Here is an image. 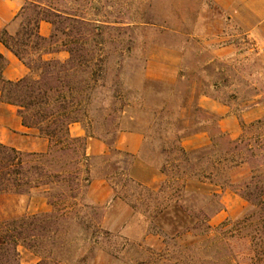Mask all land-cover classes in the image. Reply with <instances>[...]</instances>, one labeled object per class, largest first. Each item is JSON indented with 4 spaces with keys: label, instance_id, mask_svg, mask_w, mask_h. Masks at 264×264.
Returning a JSON list of instances; mask_svg holds the SVG:
<instances>
[{
    "label": "rangeland",
    "instance_id": "rangeland-1",
    "mask_svg": "<svg viewBox=\"0 0 264 264\" xmlns=\"http://www.w3.org/2000/svg\"><path fill=\"white\" fill-rule=\"evenodd\" d=\"M69 3H64L69 11L79 8L86 18L102 27L100 41L106 43L100 48L108 57L106 87L96 102L99 116L96 139L109 144L110 151L91 160L92 176L108 174L116 198L129 207L131 214L124 223L113 220L112 228L107 229L103 226L105 208L91 204L87 193L84 195L82 191V201L77 206L73 201L65 203L70 208L67 213L60 206L52 207L51 212L59 217L62 227L54 225L47 242H65L61 253L68 264H79L83 257H87L83 264L148 262L165 249L164 243L160 250L149 247L146 242H154L151 237L165 242L162 233H167V242L185 246L198 240L195 233L175 237L177 225L173 216L155 215L156 204L174 194L191 176L193 156L192 163L184 161L180 149L187 152L202 149L187 150L183 141L208 131L211 143L207 147L212 146L210 151L215 155L224 150L228 140L241 136L246 137L245 143H255L257 131L248 127L255 121H250L247 115L258 103L264 107V62L244 31L210 0H70ZM21 22L22 19L12 34L20 29ZM227 45L239 48L242 54L229 61L215 58L213 51ZM204 96L229 106L239 117V137L220 136L219 117L202 107ZM129 131L144 136V147L135 158L117 155L112 147L122 132ZM248 174L249 167L245 166L232 176L238 181ZM153 177L155 183L148 184ZM189 185L187 190L191 194L196 183ZM209 188L213 189L206 187L198 192L208 194ZM234 194L245 201L231 188L221 191L223 211L211 217L213 227L226 220H237L247 212L249 204L239 214H228L229 208L235 212L241 205ZM189 197H184L188 200L184 204L192 212L194 203ZM99 226L109 235L95 234ZM19 250L22 263L40 261L33 251L22 246Z\"/></svg>",
    "mask_w": 264,
    "mask_h": 264
},
{
    "label": "trees",
    "instance_id": "trees-1",
    "mask_svg": "<svg viewBox=\"0 0 264 264\" xmlns=\"http://www.w3.org/2000/svg\"><path fill=\"white\" fill-rule=\"evenodd\" d=\"M21 19L15 34L7 29L0 32V42L30 73L19 81L5 79L7 60L0 53V102L16 106L23 125L48 139L49 149L26 153L0 143V194L39 193L51 207L60 206L67 213L70 208L65 203L73 201L77 206L82 191L86 195L93 179L104 177L112 183L108 174L92 176L93 158L87 156L88 139L98 138L96 102L106 87L108 62L100 46L106 42L100 41L102 27L97 21L86 18L79 8L69 11L55 0H32L19 15ZM42 21L53 26L48 38L40 34ZM59 52H67L69 58L45 59ZM76 123L83 125L85 137L71 134V126ZM248 127L257 131L254 144L245 143L246 137L241 136L228 140L218 155L210 151L212 146L195 152L180 149L184 161L191 162L193 156L191 176L174 194L156 204L155 215L173 216L175 237L195 233L198 240L186 246L178 242L172 245L167 242V233L161 232L166 239L165 249L157 258L137 264H264V120ZM113 151L135 158L114 147ZM245 166L249 174L235 181L233 172ZM190 182L196 183L191 194L187 190ZM206 187L213 189L209 188L208 194L198 192ZM227 188L249 204L247 212L237 220L213 227L211 217L223 211L221 191ZM188 195L194 203L192 212L185 205L188 200L184 197ZM54 225L60 227L62 223L53 212L0 219V264H21V246L39 256L37 264H68L61 253L65 242H47ZM94 233L109 235L100 226ZM86 260L83 257L78 263Z\"/></svg>",
    "mask_w": 264,
    "mask_h": 264
},
{
    "label": "crops",
    "instance_id": "crops-1",
    "mask_svg": "<svg viewBox=\"0 0 264 264\" xmlns=\"http://www.w3.org/2000/svg\"><path fill=\"white\" fill-rule=\"evenodd\" d=\"M65 0L64 3H69ZM214 5L227 16V18L244 31V34L253 42L264 62V0H210ZM32 0H0V32L7 29L12 32L19 21V15ZM40 34L48 38L53 33V26L47 21H42L39 28ZM0 53L7 60L4 70V77L9 81H19L26 77L29 68L3 43L0 42ZM242 54L239 48L233 45L223 46L213 51L218 60H234V56ZM69 58L67 52H59L46 55L45 59H59L65 61ZM202 107L211 111L219 117V128L221 133L232 136L234 139L241 135L240 119L231 108L219 101L204 96L201 99ZM250 121H257L264 118V107L258 103L247 115ZM73 137H85L86 131L80 123L71 126ZM0 143L26 153H43L49 149V140L41 137L34 130L23 125L18 114V108L14 105L0 102ZM211 139L208 131H202L183 141L187 150L199 149L209 146ZM113 147L122 153L132 156L140 154L144 147V136L137 131L122 132L115 141ZM110 146L103 140L89 138L87 144V156L102 157L109 154ZM156 178L147 181L152 185ZM87 198L93 205L105 208L103 226L110 229L111 222L117 219L118 223H124L131 214L129 207L116 198L115 188L112 183L104 177H96L87 188ZM241 205L235 212L229 208V215H236L242 212L248 205L240 197L233 196ZM232 210V211H231ZM52 207L49 200L42 194L32 193L29 195L0 194V219L11 220L23 216H33L49 213ZM150 239V238H149ZM154 242L146 244L156 250L163 248V242L158 238L151 237ZM20 251V250H19ZM35 261L33 264H36ZM21 264H24L21 262ZM115 264H118L117 262Z\"/></svg>",
    "mask_w": 264,
    "mask_h": 264
}]
</instances>
